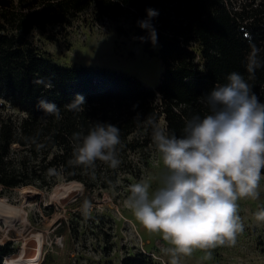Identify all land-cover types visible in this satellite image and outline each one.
Segmentation results:
<instances>
[{"label": "trees", "instance_id": "16d2710c", "mask_svg": "<svg viewBox=\"0 0 264 264\" xmlns=\"http://www.w3.org/2000/svg\"><path fill=\"white\" fill-rule=\"evenodd\" d=\"M147 9L159 13L151 20L155 45L138 25ZM81 18L144 37L143 50L161 62L156 87L110 67L63 65L36 45L65 41ZM252 45L262 66L249 83L264 103V0H0V185L50 188L58 179L48 175L50 168L87 189L110 187L124 173L136 175L137 160L145 165L153 146L145 121L163 120L180 137L187 119L206 114L199 97L229 73L248 79ZM41 77L52 87L34 83ZM78 95L85 99L84 111H68L64 105ZM42 99L56 104L62 119L45 115L38 107ZM95 122L120 129L117 169L100 161L94 169L69 163L73 134L86 135ZM13 252L11 242L0 244V264ZM121 264L155 263L137 252Z\"/></svg>", "mask_w": 264, "mask_h": 264}, {"label": "clouds", "instance_id": "9594fccd", "mask_svg": "<svg viewBox=\"0 0 264 264\" xmlns=\"http://www.w3.org/2000/svg\"><path fill=\"white\" fill-rule=\"evenodd\" d=\"M147 19L138 21L148 31V39L157 43V32L151 20L158 11L147 9ZM143 42L144 37H139ZM259 49L251 46L247 59L246 80L238 72L229 73L198 98L206 114L193 115L185 121L182 135L169 133L167 127L149 117L151 139L159 153L165 173L153 189L147 179L129 185L125 207L149 233L159 234L170 247L161 251L170 257V264H180L181 257L197 251L212 258L211 250L234 246L237 235L244 230L239 215V200H257L260 182L264 179V103L253 91L250 80L261 67ZM46 88L51 81L43 77L34 81ZM85 99L77 96L64 105L68 111L83 112ZM45 115L62 119L60 108L45 100L38 102ZM76 141L71 164L94 169L100 161L117 169L120 129L110 123L95 122L87 134H73ZM49 176H59L55 168ZM93 203L84 198L81 212L91 216ZM257 222H264V208L254 213Z\"/></svg>", "mask_w": 264, "mask_h": 264}, {"label": "rangeland", "instance_id": "374dc122", "mask_svg": "<svg viewBox=\"0 0 264 264\" xmlns=\"http://www.w3.org/2000/svg\"><path fill=\"white\" fill-rule=\"evenodd\" d=\"M36 45L63 65L114 68L151 88L159 80V58L144 51L143 43L131 33L118 34L108 22L81 18L65 41L40 40ZM137 164L136 175L124 173L107 188L87 189L60 175L50 188L0 185V204L6 215L0 216V244L9 241L14 248L8 259L33 255L32 264H121L125 255L141 252L155 264H170V257L161 251L170 245L159 234L149 233L124 204L130 184L147 179L155 189L166 170L154 145L145 165L139 160ZM259 191L257 200L238 201L244 230L234 246L211 250L209 260L197 250L181 257L180 264H264V222L254 218L264 208V179ZM84 198L93 203L88 218L81 212Z\"/></svg>", "mask_w": 264, "mask_h": 264}, {"label": "bare ground", "instance_id": "6f19581e", "mask_svg": "<svg viewBox=\"0 0 264 264\" xmlns=\"http://www.w3.org/2000/svg\"><path fill=\"white\" fill-rule=\"evenodd\" d=\"M2 212H3V209H2L1 204H0V216H6L5 214H2ZM34 259H35V257L33 255H30V258H26V257H25V259H23V258H13V260H10V259H8V257H6L4 262H5V264H32Z\"/></svg>", "mask_w": 264, "mask_h": 264}, {"label": "water", "instance_id": "95a60500", "mask_svg": "<svg viewBox=\"0 0 264 264\" xmlns=\"http://www.w3.org/2000/svg\"><path fill=\"white\" fill-rule=\"evenodd\" d=\"M3 263L5 264V262L3 261Z\"/></svg>", "mask_w": 264, "mask_h": 264}]
</instances>
